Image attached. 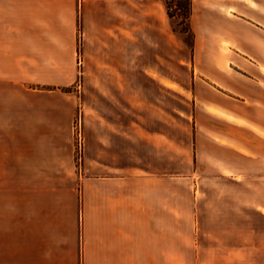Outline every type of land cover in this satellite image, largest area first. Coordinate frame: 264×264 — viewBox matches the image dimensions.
Listing matches in <instances>:
<instances>
[{"label": "crops", "instance_id": "1", "mask_svg": "<svg viewBox=\"0 0 264 264\" xmlns=\"http://www.w3.org/2000/svg\"><path fill=\"white\" fill-rule=\"evenodd\" d=\"M188 22L192 48L164 0H0V264H264V0ZM185 187L258 222L185 241Z\"/></svg>", "mask_w": 264, "mask_h": 264}, {"label": "rangeland", "instance_id": "2", "mask_svg": "<svg viewBox=\"0 0 264 264\" xmlns=\"http://www.w3.org/2000/svg\"><path fill=\"white\" fill-rule=\"evenodd\" d=\"M174 12V9H173ZM170 22L172 27L174 26L175 29H177L176 32H178L179 36H181L183 38V40L189 41L190 40V34L186 33V32H182L179 31L181 28L180 25V17L175 15L172 18H170ZM187 43V42H186ZM188 44V43H187ZM78 80L76 85L78 86ZM78 89V88H77ZM175 98L173 97H169V103L176 105L175 102ZM77 111L74 117V121L75 119L79 117H81V111L79 109V103L77 104ZM73 121V122H74ZM185 200H184V214L183 216L179 217V221L180 223L185 225V231H184V237H185V241H189L190 239H192V235L194 236L197 235V233L192 232L187 230L186 227H188L189 225H197V224H209V223H227V222H248V223H255L258 222L257 218L254 215H244V216H234V217H229L226 215H223V209H225L224 205H225V201H209V200H205V201H199V205L201 208L202 207H207L208 205H210V209L213 212L212 215H204V214H200V215H194L192 214L193 210L195 209V207L197 206L198 203H195L196 205H194L193 201H191V199L189 198V191L187 189V187H185ZM205 209H201V211H204ZM171 218L169 217V222ZM203 233H201L202 235Z\"/></svg>", "mask_w": 264, "mask_h": 264}, {"label": "trees", "instance_id": "3", "mask_svg": "<svg viewBox=\"0 0 264 264\" xmlns=\"http://www.w3.org/2000/svg\"><path fill=\"white\" fill-rule=\"evenodd\" d=\"M169 17L172 18L173 16L177 15L180 17V25L181 28L179 31L186 32L190 34V40L186 41L189 46L192 48L193 45V34L189 26L188 18L191 12V0H164ZM174 9V12H173ZM173 30L177 31L175 27H172Z\"/></svg>", "mask_w": 264, "mask_h": 264}, {"label": "built area", "instance_id": "4", "mask_svg": "<svg viewBox=\"0 0 264 264\" xmlns=\"http://www.w3.org/2000/svg\"><path fill=\"white\" fill-rule=\"evenodd\" d=\"M77 62L81 63L80 53L77 57ZM73 133L75 139V159L77 168H79L81 162V117L78 116L77 119L73 122Z\"/></svg>", "mask_w": 264, "mask_h": 264}]
</instances>
